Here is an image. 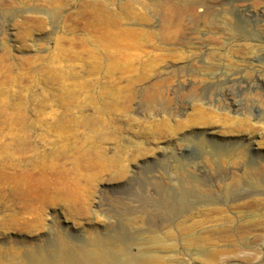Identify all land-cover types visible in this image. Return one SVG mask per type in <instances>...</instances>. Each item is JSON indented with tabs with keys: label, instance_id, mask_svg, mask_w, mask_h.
Masks as SVG:
<instances>
[{
	"label": "rangeland",
	"instance_id": "374dc122",
	"mask_svg": "<svg viewBox=\"0 0 264 264\" xmlns=\"http://www.w3.org/2000/svg\"><path fill=\"white\" fill-rule=\"evenodd\" d=\"M190 181L147 243L140 208ZM119 231L163 264H264V0H0V264Z\"/></svg>",
	"mask_w": 264,
	"mask_h": 264
},
{
	"label": "bare ground",
	"instance_id": "6f19581e",
	"mask_svg": "<svg viewBox=\"0 0 264 264\" xmlns=\"http://www.w3.org/2000/svg\"><path fill=\"white\" fill-rule=\"evenodd\" d=\"M187 9L188 8H186V10ZM240 180L241 179H231L230 182L227 184L225 189V194L228 199L236 197V195H234L233 190L241 187L242 182ZM203 194H204L203 189H201V187L195 181H190L181 186L180 192L177 195L175 196L167 195L163 201L154 203L153 205L148 206L146 208H140L138 214L145 216V220L141 222L145 225L149 224V227L146 229V234L148 235V237L145 239V241L147 243L154 244L155 242L153 240L157 237L156 235H159L163 231V227H164L163 221L168 222L170 225L175 224L176 220L182 217L185 214V212H187L191 208L193 204L192 199L195 197L197 198L202 197ZM143 216H140V218H143ZM133 220L134 218H132V221ZM157 220H161L162 222H159ZM250 224L252 225V222ZM245 227L248 226L246 225ZM243 229L245 228L243 227L242 230ZM248 232H250V230ZM139 240H141L140 236H135V235L127 236L126 233L120 231L113 232V234L105 237L104 239L97 240L92 245L87 247H81L78 250L70 249V252L67 253L66 252L67 250L65 251V249L60 248L59 254L54 258L40 256L38 258V263L39 264H163L164 263L163 257H159L158 255L152 254V252L146 251L144 247H141L140 243L137 244ZM133 246H137V248L139 249V254L137 256L132 255L129 252L131 247ZM189 256L192 258V254H190Z\"/></svg>",
	"mask_w": 264,
	"mask_h": 264
}]
</instances>
